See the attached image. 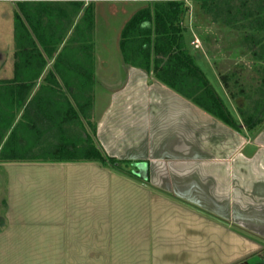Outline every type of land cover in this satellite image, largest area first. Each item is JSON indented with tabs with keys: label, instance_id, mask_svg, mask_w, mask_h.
<instances>
[{
	"label": "crops",
	"instance_id": "0c3cea01",
	"mask_svg": "<svg viewBox=\"0 0 264 264\" xmlns=\"http://www.w3.org/2000/svg\"><path fill=\"white\" fill-rule=\"evenodd\" d=\"M120 68L125 82L95 97L96 139L140 176L1 164L0 264H264V125L239 133Z\"/></svg>",
	"mask_w": 264,
	"mask_h": 264
},
{
	"label": "trees",
	"instance_id": "16d2710c",
	"mask_svg": "<svg viewBox=\"0 0 264 264\" xmlns=\"http://www.w3.org/2000/svg\"><path fill=\"white\" fill-rule=\"evenodd\" d=\"M196 4L213 23L243 34V46L260 65L258 86L250 91L241 88L234 94L230 83L235 76H219L231 100L242 97L250 102L247 110L237 109L244 124L236 122L188 48L186 5H144L123 34L124 66L152 74L156 82L234 131L261 128L264 0H197ZM17 8L13 77L0 81V165L93 164L126 178L135 176V163L109 157L96 139L93 6L19 3Z\"/></svg>",
	"mask_w": 264,
	"mask_h": 264
},
{
	"label": "rangeland",
	"instance_id": "374dc122",
	"mask_svg": "<svg viewBox=\"0 0 264 264\" xmlns=\"http://www.w3.org/2000/svg\"><path fill=\"white\" fill-rule=\"evenodd\" d=\"M17 9L14 4H0V64L3 63L9 68L14 63V17ZM142 10L144 5L139 4L98 3L93 6L94 104L96 96L103 97L107 94L105 89H116L125 82V75L120 68L124 65L121 52L123 34L131 19ZM80 17L74 19V23H77ZM184 27L187 28L185 39L188 48L192 55L199 59L198 67L205 74L213 90L227 102L236 122L244 124L238 116L237 109L247 110L250 102L242 97L231 100L219 79L221 75L235 76L230 83V91L234 94L241 88L250 91L258 86L261 77L258 72L260 65L252 53L243 46V34L213 23L198 4H193L189 8ZM195 40L196 45H193ZM53 62L54 60L49 61L48 69L52 68ZM145 75L149 79H154L152 74ZM93 115V123L96 125V117L94 113ZM134 178L135 176H132L129 179Z\"/></svg>",
	"mask_w": 264,
	"mask_h": 264
},
{
	"label": "built area",
	"instance_id": "2783aa9c",
	"mask_svg": "<svg viewBox=\"0 0 264 264\" xmlns=\"http://www.w3.org/2000/svg\"><path fill=\"white\" fill-rule=\"evenodd\" d=\"M197 0H43L45 3L61 4V5H80L84 9L94 6L98 3H120V4H139V5H153L156 3H171L183 4L188 6L196 4ZM197 40L193 42L196 45Z\"/></svg>",
	"mask_w": 264,
	"mask_h": 264
},
{
	"label": "water",
	"instance_id": "95a60500",
	"mask_svg": "<svg viewBox=\"0 0 264 264\" xmlns=\"http://www.w3.org/2000/svg\"><path fill=\"white\" fill-rule=\"evenodd\" d=\"M141 170H142L141 167H137V171L134 172V175L139 177L141 172H142ZM246 264H248V263H246Z\"/></svg>",
	"mask_w": 264,
	"mask_h": 264
}]
</instances>
